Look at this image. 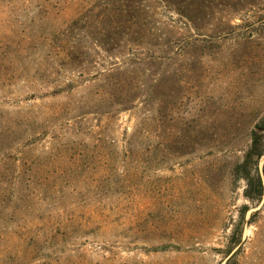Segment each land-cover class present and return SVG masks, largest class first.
I'll use <instances>...</instances> for the list:
<instances>
[{
  "label": "rangeland",
  "instance_id": "obj_1",
  "mask_svg": "<svg viewBox=\"0 0 264 264\" xmlns=\"http://www.w3.org/2000/svg\"><path fill=\"white\" fill-rule=\"evenodd\" d=\"M263 165L264 0H0V264H264Z\"/></svg>",
  "mask_w": 264,
  "mask_h": 264
},
{
  "label": "trees",
  "instance_id": "obj_2",
  "mask_svg": "<svg viewBox=\"0 0 264 264\" xmlns=\"http://www.w3.org/2000/svg\"><path fill=\"white\" fill-rule=\"evenodd\" d=\"M152 55H148L147 57H151ZM142 60V59H139ZM128 145V144H127ZM263 176H264V165H263Z\"/></svg>",
  "mask_w": 264,
  "mask_h": 264
}]
</instances>
